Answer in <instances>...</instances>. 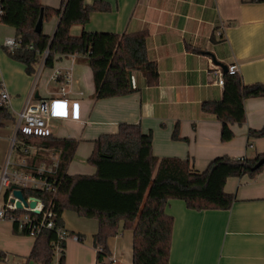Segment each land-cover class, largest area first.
<instances>
[{"label": "crops", "instance_id": "crops-1", "mask_svg": "<svg viewBox=\"0 0 264 264\" xmlns=\"http://www.w3.org/2000/svg\"><path fill=\"white\" fill-rule=\"evenodd\" d=\"M59 9L62 0H41ZM87 6L99 5L85 25L71 28L72 36L84 31L117 35L147 31L146 46L150 61L156 63L159 79L149 85L139 72H133L137 87L123 97L95 99L94 75L90 66L71 56L59 55L53 67L38 56L32 72L14 59L4 47L16 29L0 23V87L11 96L10 113L14 120L0 125V169L11 152L18 119L29 99L60 97V83H53L54 69L72 71L67 98L80 104L79 120H53L46 135L78 142L67 173L94 176L96 168L88 163L95 141L114 135L121 124L139 125L152 134L153 154L157 158L191 159L194 169L203 172L216 158L254 159L264 154V138L249 139L250 130L264 127V98L244 103L246 122L232 125L235 138L222 142V123L202 111L206 101H218L224 88L216 85L217 63L237 66L246 85H264V2L251 0H84ZM55 16L43 24V33L52 37L59 24ZM216 60V62H215ZM178 139H174L175 131ZM24 133L31 134L22 130ZM34 135V134H33ZM33 147L16 138L12 160L18 162L25 148ZM29 151L32 159L44 148ZM41 149V150H40ZM26 154V153H25ZM30 156V157H31ZM32 164V163H31ZM235 196L228 211L189 209L182 200H170L166 213L174 218L170 264H264V170L256 177L229 178L225 187ZM64 228L71 236L66 241L65 264H98L94 239L99 221L74 211L62 215ZM35 239L15 232L14 224L0 221L1 264H34L30 255ZM110 256L104 264H133V231L120 223L119 234L108 240ZM57 253L53 264H58ZM113 260L116 262L113 263Z\"/></svg>", "mask_w": 264, "mask_h": 264}, {"label": "trees", "instance_id": "trees-1", "mask_svg": "<svg viewBox=\"0 0 264 264\" xmlns=\"http://www.w3.org/2000/svg\"><path fill=\"white\" fill-rule=\"evenodd\" d=\"M2 7L0 23L15 28L16 37L22 42L18 50L9 54L26 65L28 72H32L38 56L48 51L47 67H53L59 55L75 56L77 61L90 66L96 100L134 92L130 83L133 72L144 75L151 86L158 83V67L147 55V31L124 35L84 31L77 37L71 35L72 26L85 25L99 5L87 6L84 0H62L61 8L54 9L43 5L41 0H3ZM42 11L43 24L59 17L52 37L35 32ZM30 45L32 50L28 49ZM223 78L222 99L204 102L202 111L216 116L222 123L221 139L225 143L235 138L231 126L246 122L245 101L264 98V85H246L239 72H223ZM10 120H14L10 111L0 108V125ZM17 138L29 145L61 151L57 173L50 177L57 181V195L23 189L26 199L43 201L56 215L55 229L43 230L35 239L30 255L34 264H53L58 246L61 250L58 264L66 263V243L59 241L57 230L64 228L62 215L67 210L99 221L94 239L98 264H104V259L110 256L108 240L119 234L121 222L125 230L133 231V264H170L174 218L166 213L168 202L182 200L196 211H228L235 201V196L225 191L228 179L256 178L264 170V166L253 169L264 158L263 154L254 159L219 157L199 172L191 159L155 157L151 133L144 134L139 125L121 124L117 134L103 135L95 141L88 163L96 168V174L71 176L67 171L76 153L77 141L27 134L22 130L18 131ZM173 138L178 139L177 130ZM262 138L264 127L249 131L250 140ZM18 152L25 155L19 148ZM36 157L31 160L32 165L43 160L44 155L38 153ZM14 229L27 236L26 231L19 233L16 225ZM5 260L6 255L0 253V264Z\"/></svg>", "mask_w": 264, "mask_h": 264}, {"label": "built area", "instance_id": "built-area-1", "mask_svg": "<svg viewBox=\"0 0 264 264\" xmlns=\"http://www.w3.org/2000/svg\"><path fill=\"white\" fill-rule=\"evenodd\" d=\"M3 0H0V17L3 14L2 7ZM22 42L17 37L7 38L4 41V47L9 53L18 50ZM32 50L33 46H28ZM48 51L44 54L46 58ZM76 58L75 56H71ZM217 70L216 85L224 87L223 71L218 67L212 65ZM228 72L235 74L238 72L237 66H229ZM72 71H63L54 69L51 81L53 83H60L61 91L60 97L41 99L39 101L28 100L24 109L16 113L18 119L17 132L25 130L34 135H45L51 128L53 120H79L80 119V104L67 98L68 91L66 87L72 83ZM132 89H136L137 82L133 74L130 77ZM0 108H6L9 111L12 109L11 96L7 91L5 85L0 87ZM16 136L12 140L11 152L8 155L5 164L0 169V221L8 220L17 226L18 232H27V236L36 239L43 230H53L56 227L54 218L55 214L50 207H46L45 203L36 198L26 199L28 203L36 200V207H25L14 194L12 188L22 190L28 189L31 191H41L52 194L54 197L58 193V186L56 180H51L57 173L60 164L61 151L58 149H43L46 150L48 158L39 164L32 165L30 158L32 156L29 151L39 149L35 146L25 148V155L19 159L18 162L12 160V150L16 144ZM41 150V149H40ZM39 151V150H38ZM31 156V157H30ZM9 189H11L9 191ZM59 241L65 242L72 238L79 241L78 236H71L65 228L57 230ZM60 254L59 246L56 250ZM116 261L113 260V263Z\"/></svg>", "mask_w": 264, "mask_h": 264}, {"label": "water", "instance_id": "water-1", "mask_svg": "<svg viewBox=\"0 0 264 264\" xmlns=\"http://www.w3.org/2000/svg\"><path fill=\"white\" fill-rule=\"evenodd\" d=\"M35 32L38 33V34L43 32V11L41 12L39 21H38L37 26L35 28ZM215 62H216V60H215ZM217 64L220 65L223 68L224 72L228 71V67L227 66H225V65H223L221 63H217ZM262 166H264V158L260 159L253 169L257 170V169L261 168ZM12 190H13L14 196L17 199L20 200V202L17 204L18 207H21V203H23V205L25 207H31V208H35L36 207V200H32L30 203H28L26 198L24 197V194H23L22 190L17 189L15 187H13Z\"/></svg>", "mask_w": 264, "mask_h": 264}]
</instances>
